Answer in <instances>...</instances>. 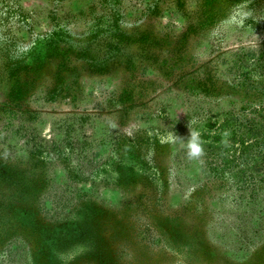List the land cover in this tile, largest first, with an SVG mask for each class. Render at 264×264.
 Segmentation results:
<instances>
[{
  "label": "rangeland",
  "instance_id": "rangeland-1",
  "mask_svg": "<svg viewBox=\"0 0 264 264\" xmlns=\"http://www.w3.org/2000/svg\"><path fill=\"white\" fill-rule=\"evenodd\" d=\"M0 264H264V0H0Z\"/></svg>",
  "mask_w": 264,
  "mask_h": 264
},
{
  "label": "clouds",
  "instance_id": "clouds-1",
  "mask_svg": "<svg viewBox=\"0 0 264 264\" xmlns=\"http://www.w3.org/2000/svg\"><path fill=\"white\" fill-rule=\"evenodd\" d=\"M215 35V32L213 33ZM195 121L189 123V139L187 142V156L190 160H198L204 156L200 133L194 128ZM227 135V133L225 134Z\"/></svg>",
  "mask_w": 264,
  "mask_h": 264
}]
</instances>
